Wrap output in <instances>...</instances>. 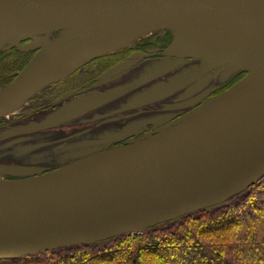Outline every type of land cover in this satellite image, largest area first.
Masks as SVG:
<instances>
[{
	"label": "water",
	"instance_id": "water-1",
	"mask_svg": "<svg viewBox=\"0 0 264 264\" xmlns=\"http://www.w3.org/2000/svg\"><path fill=\"white\" fill-rule=\"evenodd\" d=\"M183 23L248 36L220 41L194 28L216 44L181 50L214 63L175 91L224 64L247 76L136 143L55 171L0 178V260L138 232L220 205L264 178V0H0V43L65 32L0 89V119L93 60ZM170 70L163 66L127 89Z\"/></svg>",
	"mask_w": 264,
	"mask_h": 264
},
{
	"label": "flooded vegetation",
	"instance_id": "flooded-vegetation-1",
	"mask_svg": "<svg viewBox=\"0 0 264 264\" xmlns=\"http://www.w3.org/2000/svg\"><path fill=\"white\" fill-rule=\"evenodd\" d=\"M60 33L23 36L10 47L0 48V89L13 82ZM202 37L196 32L153 30L36 93L15 111L13 120L18 130H26L15 138L24 139L32 168L51 172L136 143L211 103L247 75L227 64L230 73L213 78L226 66L221 65L175 91L190 76L214 63L185 56L181 50L209 46ZM122 65L126 69L114 74ZM163 66L172 70L127 89ZM175 74L174 83H169ZM1 119L0 127L4 124Z\"/></svg>",
	"mask_w": 264,
	"mask_h": 264
},
{
	"label": "trees",
	"instance_id": "trees-1",
	"mask_svg": "<svg viewBox=\"0 0 264 264\" xmlns=\"http://www.w3.org/2000/svg\"><path fill=\"white\" fill-rule=\"evenodd\" d=\"M263 183L264 179L214 209L177 219L171 234H126L105 241L114 242L107 249L94 251L82 248L88 244L71 246L50 255L47 264H264V193L243 198ZM18 259H2L0 264H22Z\"/></svg>",
	"mask_w": 264,
	"mask_h": 264
},
{
	"label": "rangeland",
	"instance_id": "rangeland-1",
	"mask_svg": "<svg viewBox=\"0 0 264 264\" xmlns=\"http://www.w3.org/2000/svg\"><path fill=\"white\" fill-rule=\"evenodd\" d=\"M64 33H65L64 31H61V33L58 36V38L60 36H62ZM16 40L17 39H13V40L6 41V42H1L0 43V48L10 47ZM215 44L216 43L212 42V44H210V45H215ZM224 65H226V66H224V68H219L217 70V72H215L212 75L213 78H215L217 74L218 75H226V74L230 73V71L232 70L230 68V66L227 65V64H224ZM243 72H245V71H243ZM176 77H177L176 74L173 75L172 77H170L168 79L169 83H174ZM203 107L204 106H202V107L200 106L199 108L195 109V111H198V110L202 109ZM16 112H14V113H12V114H10V115H8V116H6V117L1 119V120H3L4 124H3V126L0 127V178H3V179H23V178L31 177V176L36 175V174H42V173H46L47 172V171H44V170H36V169L32 168L34 166H32L31 163H29L27 161V158H28V153L26 151V146L27 145H23L24 139L23 138H19V139L15 138L17 135L21 134L22 132H26V130H18L15 127V125H13V120H14V116H15ZM18 158L22 159V162ZM73 163H75V162H73ZM262 180H260V181H262ZM260 190H262L261 193H260V195H261V194L264 193V183L262 184V186H257L254 189H252L250 192L248 191L247 193H245L243 195V198L245 200L250 199L253 196H255L256 192H259ZM224 203H222L220 205H223ZM220 205H216V206H213V207H210V208H206V209H211V208L214 209V208H216L217 206H220ZM194 213H196V212H194ZM194 213H191V214H194ZM191 214H186L184 216L191 215ZM184 216H182V217H184ZM182 217H179V218H182ZM179 218H177V219H179ZM177 219L170 220V221H167V222H164V223H161V224H157V225H154L152 227L143 229V230L138 231V232H130V233L120 234V235H118L116 237H119V236H122V235H126V234H129V235L135 234V235H141L142 236V235L148 234L149 230H151L150 232L163 231L164 230L165 232L170 233V231L174 229V226H175V222L174 221H176ZM166 236L167 235H165L163 237H166ZM116 237H114V238H116ZM144 237H148V236H144ZM111 239H113V238H111ZM160 240H161V238H160ZM105 241H107V240H105ZM105 241L88 244L89 245L88 247L87 246H82V248H86L89 251H94V249L96 250V248L97 249H100V248L107 249V247L109 245H113L114 244V242H112V241L111 242H105ZM77 246H80V245H73L72 248L73 247H77ZM68 247H71V246H68ZM68 247L67 246L59 247V248L52 249V250H49V251H46V252H41V253H37V254H32V255H29V256L21 257V258L18 259V262H22V264H25V262H33L31 264H47L50 255H53L54 253H59V252H62V251H66V249H68ZM153 262H155V259L153 260Z\"/></svg>",
	"mask_w": 264,
	"mask_h": 264
},
{
	"label": "bare ground",
	"instance_id": "bare-ground-1",
	"mask_svg": "<svg viewBox=\"0 0 264 264\" xmlns=\"http://www.w3.org/2000/svg\"><path fill=\"white\" fill-rule=\"evenodd\" d=\"M180 25L181 26L178 27V28H181V29H178V28H170V29L178 30V31H187V32H195L196 30H194V28L197 29V31H200V32L206 30V31H208V32L210 31L212 33H204V34H209V36H213L214 38L220 39V41H227V40H229V39H231L233 37H237V36H239V38H245V37L248 36V32H244V31L239 32V30L238 31H232V30H229V29H220V28L210 29V30L207 29V28L199 29L198 25H193V24L190 25V23H183V24H180ZM177 26H179V25H177ZM191 26H193V27H191ZM161 29H164V28H161ZM131 42H133V41H131ZM131 42H129V43H131ZM126 44H128V43H126Z\"/></svg>",
	"mask_w": 264,
	"mask_h": 264
}]
</instances>
